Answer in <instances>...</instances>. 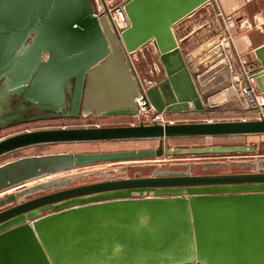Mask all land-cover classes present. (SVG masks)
<instances>
[{
    "label": "water",
    "instance_id": "95a60500",
    "mask_svg": "<svg viewBox=\"0 0 264 264\" xmlns=\"http://www.w3.org/2000/svg\"><path fill=\"white\" fill-rule=\"evenodd\" d=\"M207 1L126 0L129 26L118 32L91 0H0V76L31 31L43 29V42L11 67L18 83L24 72L22 87L46 79L55 88L61 82L62 91L73 78L69 115H137L139 95L145 108L164 114L202 111L171 26ZM147 43L165 73L151 85L131 60ZM253 55L243 76L264 92V43ZM252 135H264V116L40 128L1 137L0 156L42 144L157 140V147L30 155L0 164V264H264V159L121 165L25 186L98 162L254 153L248 145L168 146L175 138ZM117 173L122 176L110 178ZM92 177L99 179L84 181Z\"/></svg>",
    "mask_w": 264,
    "mask_h": 264
},
{
    "label": "rangeland",
    "instance_id": "374dc122",
    "mask_svg": "<svg viewBox=\"0 0 264 264\" xmlns=\"http://www.w3.org/2000/svg\"><path fill=\"white\" fill-rule=\"evenodd\" d=\"M91 1L95 8H97V6L101 7L100 0H91ZM195 10L192 13H194ZM204 11L205 9H203V11H198L197 13H195L194 18H193V23H192L193 26L205 25L203 21H206V19L213 20L217 23L218 19L215 15L213 16V14L212 15L203 14ZM200 15H201V19H199ZM203 16L204 18L202 19ZM210 20H207L206 24ZM211 26H216V25L211 24ZM229 30H231L230 31L231 33H233L234 31H238V30L254 31V26L246 28L244 26L240 27L234 23L229 28ZM50 34L53 35L52 30ZM45 35H47V32H45L43 29H40L39 32L35 29L31 31V33L21 43L22 48L19 50V52L17 53L18 55H16L15 58L18 57L17 60L19 61L20 57H24L25 56L24 54H27V52H25V47L23 49V46H27V48L30 47L28 49V52H31L33 45H35L39 41L43 42ZM218 49H220V46H218ZM149 53L151 52L148 51L147 54ZM47 54H48L47 51H42V56H41L42 61H46ZM221 56H222L221 59L219 60V62L216 63V66H215V70H217L218 74H220L222 71H225V73H226V70L227 72L230 71L231 66H232L231 57L227 55V52H221ZM244 59L246 63H244L243 66L242 64L239 63V68L242 74H243L242 68L245 69V66L247 64V59L245 56H244ZM131 60L133 63V67L135 68L137 62L134 59H131ZM148 60H150V55H149ZM207 70H212V68H209ZM10 76L11 75H9V77ZM242 80H244L243 76H242L241 81ZM12 81L16 82L15 79H13ZM18 81H20V83L18 82L14 83V87L18 89V86H20L18 89L19 91L15 89L16 92H14L12 88L11 89L13 91L10 90L15 96L14 100L10 104L6 102V98H7L6 96H4V99H1L0 97V102L5 104L1 107L2 109H0V138L16 133V132L34 130V129H40V128L95 126V124L102 125L103 123H113V122H109L110 120H113V119H109L108 117L93 118L90 116H84L82 115V113H79L77 116L69 115V113H71L70 97L72 93H70V97H69V93L65 94L64 96L66 105H69L68 109L65 108L64 106L65 104L62 105L63 99H60V95L59 97L55 99L56 101L57 99L58 100L60 99L59 100L60 104L56 105V107H53L52 104L41 103L38 98V95H39L38 91L44 87L42 85L47 84L46 79L42 80L43 82H39L38 84H35V85H33L32 82L30 83L28 80L27 83L23 85V87H21L22 85H21L20 77L18 78ZM226 81L231 82V80H228V79ZM6 82H7V79L4 77V75H1L0 76V96L3 94V91H6L5 89ZM59 83L61 84V82ZM60 84L57 85L58 88H60L61 86ZM57 91H59V89ZM63 93H64V89H63ZM30 98L34 99L33 101H38L37 103L40 104V106L36 105V107H39L38 109L37 108L34 109L33 106L35 104L31 105L30 101L28 102ZM47 100H50V99H47ZM5 108L7 110H5ZM255 117L256 115H253L250 113L245 114L244 112H239V111L237 112L223 111L222 113L206 115V119L203 121H206V120H212V121L239 120L243 118L256 119ZM180 141L169 142L168 146L170 148H185V147H205V146H211V145H248V146H255L256 150L254 153H233V154H214V155H196V156L181 155V156H172V157L163 156L162 158L147 159L145 161L137 160V161H131V162H128V161L126 162H98V163L91 164L85 167H77V168H73V169L66 170V171L43 175L41 177H37L33 180L28 181L25 186H29V185H32L38 182H42L44 180H48L51 178L64 176L68 174L86 172V171L97 170V169L112 168V167L121 166V165H135V164H149V163L162 164V163H170V162L174 163V162H205V161H218V160L228 161V160L264 159V135L201 137V138H194V139L183 141V142H180ZM156 147H157V140L42 144V145L22 148V149L7 153L5 155H2L0 156V164H3L7 161H11V160L23 157V156H30V155L51 154V153H60V152H84V153L110 152V151H121V150L154 149ZM131 174L132 172H128V175H131ZM121 176L122 174L117 173V174H112L110 178H116V177H121ZM98 179L99 178L92 177L89 180L85 179L84 181H93V180H98ZM82 181L83 180H80V182Z\"/></svg>",
    "mask_w": 264,
    "mask_h": 264
},
{
    "label": "crops",
    "instance_id": "0c3cea01",
    "mask_svg": "<svg viewBox=\"0 0 264 264\" xmlns=\"http://www.w3.org/2000/svg\"><path fill=\"white\" fill-rule=\"evenodd\" d=\"M203 9H205L203 14L215 15L218 19L217 23L206 19V21L210 20L207 24L206 21H203L205 25L193 26L195 13L203 11ZM199 19H201V15ZM227 19H232L235 24L241 19H246L254 26V31L238 30L231 33L229 30L227 32L225 28ZM211 24L216 26H211ZM171 30L189 69L204 110L173 112L165 114V117L172 122H189L203 121L206 119V115L222 113L223 111H239L255 115L254 110H247L246 103L240 95L239 88L243 74L239 68L238 56L246 57L245 69H247L249 59L254 60L253 49L264 43V0H208L196 8L194 13L183 17L172 25ZM148 51L151 53L147 54ZM221 52H227V55L231 57L232 66L230 71L227 72L226 70V73L222 71L218 74L215 66L222 57ZM157 53L153 45L147 43L131 55V59L137 62L136 73L140 80L145 83L151 82L153 84L165 77ZM149 55L150 60H148ZM209 68L212 70H207ZM227 79L231 82L226 81ZM104 117L113 119L109 121L113 123L95 125L110 126L138 123L136 115ZM194 138L201 137L169 139L168 143L180 140L183 142Z\"/></svg>",
    "mask_w": 264,
    "mask_h": 264
},
{
    "label": "built area",
    "instance_id": "2783aa9c",
    "mask_svg": "<svg viewBox=\"0 0 264 264\" xmlns=\"http://www.w3.org/2000/svg\"><path fill=\"white\" fill-rule=\"evenodd\" d=\"M125 1L126 0H102V2L100 1L101 7L97 6L96 8L98 12L105 13V10L108 12L110 20L113 22L118 32L129 26V19L124 10ZM226 24V31L229 32V28L234 24V22L232 19H227ZM236 24L240 27L244 26L246 28L252 26V24L246 19H241ZM238 60L242 66L246 63L244 56L239 55ZM242 70L245 71L244 68H242ZM147 84L151 85L152 83L147 82ZM255 86L256 84L253 78L244 77V80L241 81L240 93L246 103L247 110H254L256 112H254L256 115L255 118H259L260 116H264V109L261 108L264 105V92L258 91ZM135 101L139 110L136 115L138 122H156L161 124L172 122L165 117L164 113L158 112L152 108H145L140 95L135 98ZM253 105L258 106V108L253 107Z\"/></svg>",
    "mask_w": 264,
    "mask_h": 264
},
{
    "label": "bare ground",
    "instance_id": "6f19581e",
    "mask_svg": "<svg viewBox=\"0 0 264 264\" xmlns=\"http://www.w3.org/2000/svg\"><path fill=\"white\" fill-rule=\"evenodd\" d=\"M53 32V31H52ZM24 47H25V52H27V54H29V52H28V49L30 48V47H28L27 48V46H23V49H24ZM71 47H73V46H71ZM21 48H22V46H21ZM22 49V50H23ZM20 52H22V51H20ZM27 54H24L25 56L27 55ZM18 55V54H17ZM16 57V55L14 56V65L15 66H17V64H18V57L17 58H15ZM29 58V57H28ZM12 61H11V64H9V66H8V71L6 72L5 71V73H3L2 75H4V77L7 79V82H6V84H5V89H6V91H3V94L0 96L1 97V99H4V96H6L7 98H6V102L8 103V104H10L13 100H14V98H15V96L13 95V93L10 91V90H14V92H16L15 91V87H14V83H16V82H14V81H12L13 79H15V73L16 72H18L17 71V67L16 68H14V66L13 67H11L12 66ZM12 73V74H11ZM9 75H11L12 76V78H11V76L9 77ZM20 76V80H21V83H22V79H23V72H21V74L19 75ZM11 78V79H10ZM12 81V82H11ZM20 82V81H19ZM72 83H73V78H71L69 81H68V86L67 87H65L64 88V93H63V89H62V91H57L58 89L57 88H55L53 85H51V83H49V84H44V85H42V86H44L41 90H39L38 91V98H39V100H40V102L41 103H47V104H52L53 105V107H56V105H59L60 103H59V100L60 99H63V103H62V105L63 104H65L64 106H65V108H69V105H66V103H65V98H64V96H65V94H68L69 93V97H70V93H71V85H72ZM17 85H19V84H17ZM16 86V85H15ZM19 87L20 86H18V89H19ZM22 87V86H21ZM12 88V89H11ZM57 89V90H56ZM12 90V91H13ZM19 93V92H18ZM22 93V92H21ZM59 93V94H58ZM61 93V94H60ZM24 94V93H23ZM26 95V94H25ZM58 95V96H57ZM59 95H60V99L58 100L57 99V101L55 100L57 97H59ZM23 96V95H22ZM27 98V97H26ZM29 99V98H28ZM47 99H50V100H47ZM70 99H71V97H70ZM26 100V99H25ZM34 99H32V98H30V100H28V102L30 101V104L32 105V104H35L33 107H34V109H38L39 107H36V105H39L40 106V104L39 103H37L38 101H33ZM4 103H5V101H4ZM23 104V103H22ZM25 104H26V102H25ZM28 104V103H27ZM3 105H5V104H3V103H1L0 102V109H2L1 107L3 106ZM29 105V104H28ZM27 105V106H28ZM61 106V105H60ZM43 107V106H42ZM7 108V107H6ZM5 108V110H7ZM29 108V107H28ZM32 108V107H31ZM7 192H9V191H7ZM6 193V192H5ZM5 193H1V194H5Z\"/></svg>",
    "mask_w": 264,
    "mask_h": 264
},
{
    "label": "flooded vegetation",
    "instance_id": "af4514ba",
    "mask_svg": "<svg viewBox=\"0 0 264 264\" xmlns=\"http://www.w3.org/2000/svg\"><path fill=\"white\" fill-rule=\"evenodd\" d=\"M30 97V96H29Z\"/></svg>",
    "mask_w": 264,
    "mask_h": 264
}]
</instances>
